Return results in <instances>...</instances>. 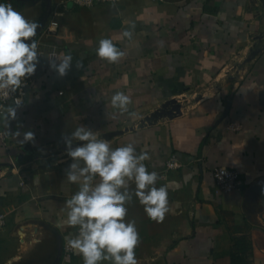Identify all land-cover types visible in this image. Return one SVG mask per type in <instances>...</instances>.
Instances as JSON below:
<instances>
[{
    "label": "crops",
    "instance_id": "0c3cea01",
    "mask_svg": "<svg viewBox=\"0 0 264 264\" xmlns=\"http://www.w3.org/2000/svg\"><path fill=\"white\" fill-rule=\"evenodd\" d=\"M63 1L52 0L35 39L41 56L25 103H9L16 118L3 121L10 139L0 143V212L7 215L0 264H83L75 251L62 254L76 230L64 220L65 202L78 190L65 176L72 163L65 139L77 126L113 148L133 144L137 154L146 152L145 165L159 175L156 187L167 189L169 211L156 222L130 183L125 219L135 220L139 232L138 264H232L242 237L251 244L247 264H264V202L253 191L264 185V0H119L93 7ZM37 11L28 20L40 5ZM51 20L60 24L55 36L46 33ZM101 38L125 55L116 63L101 60ZM53 51L72 56L63 77L50 67ZM116 92L130 96L127 113L111 108ZM231 123L242 128L234 131ZM25 131L34 140L25 142ZM172 154L184 167L163 178ZM218 167L237 170L240 188L220 193Z\"/></svg>",
    "mask_w": 264,
    "mask_h": 264
},
{
    "label": "clouds",
    "instance_id": "9594fccd",
    "mask_svg": "<svg viewBox=\"0 0 264 264\" xmlns=\"http://www.w3.org/2000/svg\"><path fill=\"white\" fill-rule=\"evenodd\" d=\"M39 27L38 22L26 19L10 3H0V93L4 96L16 93L35 74L39 53L32 38ZM124 36L130 37L131 33L126 31ZM96 55L116 63L125 53L111 39L101 38ZM49 60L50 67L61 77L72 66L70 53L51 56ZM131 103L128 94L116 92L110 106L127 113ZM5 112L6 123L16 118L15 108L9 107ZM129 115L136 117L135 112ZM14 134L21 135L19 131ZM23 137L25 142L32 141L34 133L25 131ZM74 142L82 143L74 146ZM65 144L66 154L72 161L65 176L69 183L78 185V190L65 202L64 224L78 228V232L66 237L68 247L81 255L83 264L101 261L138 264L135 249L140 243L139 232L135 220L125 219L126 205L132 202L133 196L130 183H135L134 195L149 219L163 222L169 211L166 187H156L159 175L156 171L150 172L144 163L149 159L148 154H137L133 144L113 148L96 131L85 126L75 127Z\"/></svg>",
    "mask_w": 264,
    "mask_h": 264
},
{
    "label": "built area",
    "instance_id": "2783aa9c",
    "mask_svg": "<svg viewBox=\"0 0 264 264\" xmlns=\"http://www.w3.org/2000/svg\"><path fill=\"white\" fill-rule=\"evenodd\" d=\"M119 0H64L62 3L67 5L68 3H72L77 6H84V7H93L95 5L106 3V2H116ZM60 24L55 21L51 20L49 22L48 27L46 28V33L50 34L51 36H55L57 34V30L59 29ZM39 53V52H38ZM49 57L57 56L55 51L48 54ZM41 56L39 53L38 57ZM33 75L28 77L24 82V85L21 89H18L16 93L10 94L8 96H4L3 93H0V143L7 144L10 136L8 132L5 130L3 126L4 116L6 114L5 110L8 108V104L12 103L15 106L16 104L20 103L23 105L25 103V97L28 93V87L33 82ZM229 128L234 131H239L242 126L239 123H231L229 124ZM184 167V162L176 155L172 154L168 160L166 161L165 168L162 173V177L166 178L168 173L180 170ZM213 176L215 184L218 188V191L222 194L231 193L240 188L242 184L240 173L237 170L230 169L227 167H218L213 170ZM7 225V215L3 212H0V231L3 230ZM78 232V228H76L75 232ZM73 233V234H74ZM62 254L69 258L74 254V250L68 247L67 240L64 242L62 246Z\"/></svg>",
    "mask_w": 264,
    "mask_h": 264
},
{
    "label": "water",
    "instance_id": "95a60500",
    "mask_svg": "<svg viewBox=\"0 0 264 264\" xmlns=\"http://www.w3.org/2000/svg\"><path fill=\"white\" fill-rule=\"evenodd\" d=\"M52 11V0H41L40 3V13L37 17L30 19L29 21H36L39 23L40 27L37 29V34L32 39H36L39 33L47 24ZM30 43V41H29ZM121 131L107 133L105 137L107 139L112 138L113 136L119 135ZM75 146V145H74ZM253 191L260 194L262 201L264 202V185L263 184H256L253 188ZM253 203H256V198H254Z\"/></svg>",
    "mask_w": 264,
    "mask_h": 264
},
{
    "label": "rangeland",
    "instance_id": "374dc122",
    "mask_svg": "<svg viewBox=\"0 0 264 264\" xmlns=\"http://www.w3.org/2000/svg\"><path fill=\"white\" fill-rule=\"evenodd\" d=\"M37 0H0V3H10L14 9L21 12L26 19L33 17L39 9Z\"/></svg>",
    "mask_w": 264,
    "mask_h": 264
},
{
    "label": "trees",
    "instance_id": "16d2710c",
    "mask_svg": "<svg viewBox=\"0 0 264 264\" xmlns=\"http://www.w3.org/2000/svg\"><path fill=\"white\" fill-rule=\"evenodd\" d=\"M251 244L247 238L242 237L235 242V252L232 254V264H247V253Z\"/></svg>",
    "mask_w": 264,
    "mask_h": 264
}]
</instances>
